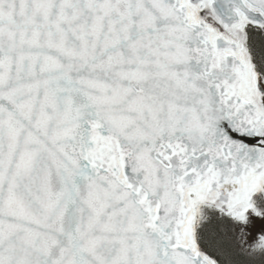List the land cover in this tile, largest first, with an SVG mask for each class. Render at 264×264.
<instances>
[{"label": "snow or ice", "instance_id": "snow-or-ice-1", "mask_svg": "<svg viewBox=\"0 0 264 264\" xmlns=\"http://www.w3.org/2000/svg\"><path fill=\"white\" fill-rule=\"evenodd\" d=\"M0 264H264V0H0Z\"/></svg>", "mask_w": 264, "mask_h": 264}]
</instances>
